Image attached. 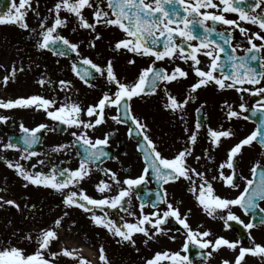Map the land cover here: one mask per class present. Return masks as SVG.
<instances>
[{"label":"snow or ice","instance_id":"6c2138e0","mask_svg":"<svg viewBox=\"0 0 264 264\" xmlns=\"http://www.w3.org/2000/svg\"><path fill=\"white\" fill-rule=\"evenodd\" d=\"M39 5L40 0H35V7L33 0H18V3L11 0L8 11L0 13V25H16L27 32L33 49L37 53H51L57 57V64L59 58L69 59L72 76L87 88H97V78L102 79L105 86L100 88L101 95L94 103L84 105L77 98L79 89L71 79L53 80L45 68L36 83L41 88L50 89L51 96L33 94L15 99L0 98V110L42 111L53 122L52 127L40 123L32 128L21 122L22 135L18 142L9 138L7 143H0V153L19 152V160L13 162L3 155L0 160L22 179L24 188L33 186L58 195L61 199L56 207L63 209L50 225L40 227L35 233L21 235L14 231L12 236L29 246L34 245V251L28 252L9 240L0 245V264H61L63 258L73 264H92L81 255L82 249L62 246L53 250V245L60 242V230L73 209L84 213L91 225L104 230L116 245L130 247L137 253L140 252L137 237L143 238L145 246L158 242L162 236L175 241L176 236L169 235L173 231L169 224L178 225L174 230L184 237L180 250L156 251L144 260V264H194L188 254L192 248L196 249V256L202 264H210L222 250H228L233 257L222 258L220 264H247L249 256L264 264V244L257 243L250 231L258 224L264 225V207H260V202L264 201V163L254 162L249 169L250 177L239 171V160L245 147L259 145L264 156V99L257 105L241 102L238 110L228 100L221 102L220 110L229 124L234 119H243L256 126L230 147L226 159L215 168L205 167L201 161L213 164L215 157L212 153L221 146L223 139L235 137V131L231 127L224 128L223 124L215 129L207 126L209 146L201 154H196L199 135L207 119L204 113L206 102L195 109L194 128L188 126L186 119L187 106L198 99L201 89L232 90L240 95L241 101L244 93L264 98V0H54L45 15H41ZM29 12L36 17V27L27 23ZM227 14H235L237 18L230 19ZM70 24H74L73 33L82 31L87 34L85 38L73 42L63 35ZM244 25L254 26L257 30ZM99 29H116L122 33L121 37L109 41L113 56L106 58L103 64L81 52L82 44L94 50L97 42L104 39ZM237 30L240 40L234 35ZM238 50L243 55H238ZM17 51L19 54L22 50ZM118 56L127 57L129 66H135L137 58L150 62L138 70L132 81H128L116 71ZM163 64L169 67L161 66ZM34 66L40 68L39 64ZM32 67L30 61L26 69L22 59L19 63L12 61L10 68L0 65L6 72L0 78V85L7 88L10 82H16L18 73L31 71ZM184 81L192 82L186 85V94L180 99L172 93L170 86ZM59 93L64 94L62 99ZM161 93L162 109L183 126V136L178 138L182 146L171 156L164 154L160 144L151 137L147 122L138 117L132 107L134 99L143 100ZM253 117L258 120L253 121ZM9 119L10 116L0 114V124ZM109 120L126 125L129 139L136 140V151L142 163L138 175L132 176L130 170L124 169L126 174L121 177L118 171L105 166L106 161L118 159L110 152V141L115 132L105 131L102 136L90 133H95ZM56 125L60 126L59 129ZM58 130L69 133L72 140L56 144L43 154L32 150L34 145L43 142L42 133ZM73 149H78L75 152L78 165L74 168L64 167L63 163H52L48 167L46 159H36L30 167L21 163L40 155L67 156ZM43 167H48V171L40 170ZM96 173L100 174L94 183L98 197L89 195L83 187ZM180 181L186 182L187 192L203 215L222 221L225 231L231 229L233 223L242 226L252 246L245 247L242 240L232 241L224 236L213 239L211 230L204 229L203 224L194 229L190 224L193 209L189 207L181 212L183 201L175 200L168 192L167 186ZM216 183L238 191V194L222 196L215 188ZM151 184L156 187H145ZM4 191L7 189L0 188V192ZM5 206L23 211L15 200L0 196V209ZM234 207L252 219L245 223L232 211ZM24 208L31 211L36 205L25 203ZM69 222L70 231L76 221ZM97 260L98 264H113L103 243L97 249Z\"/></svg>","mask_w":264,"mask_h":264},{"label":"flooded vegetation","instance_id":"af4514ba","mask_svg":"<svg viewBox=\"0 0 264 264\" xmlns=\"http://www.w3.org/2000/svg\"><path fill=\"white\" fill-rule=\"evenodd\" d=\"M228 18L236 19L235 14H227ZM245 27H250L253 31L257 29L251 25H244ZM2 29H12V25L5 24L0 25V31ZM114 32H103L104 39L97 42L96 49H89L86 45L81 47V52L84 55L90 56L94 62L98 64H103L106 58L113 56V53L110 51L108 44L109 41H114L116 38L122 36L116 29H112ZM87 34L82 33L79 37L85 38ZM234 35L237 37V40H240V33L237 30ZM12 38V36L10 37ZM79 39V38H78ZM237 41H233L236 43ZM244 46H247L246 40L243 41ZM259 43V42H258ZM84 48V49H83ZM49 55L53 56L51 53L46 52ZM238 55H243L241 50H238ZM57 60V57H54ZM60 61H64L67 71L69 75L73 78V83L75 84L76 88L79 89L78 99L84 103V105L94 103L99 96L101 95L100 88L104 87V81L102 79L97 78L95 83L98 85L95 89H89L84 84H82L77 78L72 76L70 72V60L67 58H59ZM127 57L125 56H118L116 58V71L120 73L121 77H127L128 81H132L138 70L142 67H146L150 61L147 59L137 58V63L135 66H129L126 63ZM179 63V61H177ZM6 66V65H5ZM11 66V64H10ZM9 66V67H10ZM161 66L169 67L167 64H163ZM182 67H186L181 65ZM194 80V77H193ZM192 81H184L180 84H174L171 87V91L173 94L177 95L178 98L183 99L184 95L186 94V85ZM63 93L59 95L61 99L63 98ZM161 96H148L145 97L143 100L141 99H134L132 102V107L134 113L140 117L141 119L145 120L151 129L150 135L151 137L161 146L165 155L171 156L173 152L182 146L181 142H178V138L183 136V126L181 123L177 122L172 118V116L165 112L162 109V100ZM264 98L261 97H253L250 96L248 93L243 94V101L240 99V95L237 94L235 91L229 90L226 92H217L214 87H209L207 89H201L198 92V99L195 102H190L187 106V114L186 119L188 122V126L190 128H194L197 114L195 109L200 105L202 102H206V107L204 109V113L206 114L207 119L205 120V127L201 129L199 135V142L196 145V154H201L202 150L208 147V142L206 140V128L207 126H211L212 128H218L221 124H223L224 128L231 127L235 131V137L229 139H223L221 146L212 153L215 157V162L213 164H207L205 161H201V164H204L205 167H213L215 168L222 160L226 159L227 151L232 147L235 143H237L240 139L246 137L254 128L255 123L252 121H246L243 119H234L231 124H229L225 118L223 112L220 110V104L223 100H228L229 103L234 104L237 106L241 102L246 103L247 105H257L261 100ZM40 116L43 117L44 121L40 123H47L50 127L53 126V122L49 120L45 114L40 111ZM110 114H112L110 112ZM203 118V117H202ZM253 121L258 120V117H253ZM39 123V124H40ZM58 125H56L57 127ZM105 131H114L115 135L110 141V152L116 156L117 160H108L105 163V166L108 168H112L120 173L121 177H123L126 173L124 169H128L131 171L132 176H136L139 174L142 163L140 159L139 153L136 151V140L129 139L127 135V126L126 125H117L111 120L103 126L102 128L98 129L95 133H90L93 136H102L103 132ZM42 151L46 148L50 150L52 146L60 143H68L72 140V137L67 132H44L42 133ZM78 149H73L71 154V160H61L57 159L55 163L60 164L63 163L64 167H76L78 165V159L75 156V152ZM259 160L261 163H264V156L261 155V149L259 145H254L252 147H245L243 149V155L240 157L239 160V171L244 176L250 177L251 165ZM190 164H193L194 167H198L199 165L193 163V161L189 160ZM211 175V173L209 174ZM100 176L99 173H96L93 180L86 182L83 187L87 190L89 195L94 197H98V193L94 190V183L95 179ZM241 185V189L243 188V181H239ZM31 188L33 186H30ZM145 187L155 188V184L146 185ZM168 192L170 196H173L175 200H182L183 204L181 205V212H184L187 208L191 207L193 209L190 224L195 229L197 225L203 224L204 229H210L212 232V238L214 239L216 236H224L229 240L235 241L240 239L243 241V246L250 247L251 242L247 239V233L242 228V226L233 223L231 229L225 231L223 228V223L219 219L213 220L208 218L207 216L203 215L199 209L195 206L193 197L191 194L187 192L186 182L180 181L176 184H172L167 186ZM215 188L217 192L222 196H229L234 197L238 194V191L231 190L229 188L224 187L220 183L215 184ZM34 192L45 195L49 198L50 203L52 205L51 210L49 209L48 212L53 213L56 212L59 215L62 212V207L57 208L56 205L60 203V197L55 194H51L48 191L40 188L33 187ZM133 203L136 204L135 198L133 199ZM260 207H264V201L260 202ZM146 211H151L150 208H146ZM232 211L238 215L245 223H247L252 217L250 215H245L244 212L238 208L234 207ZM70 220L76 221V226L74 228H70ZM169 227L173 229L169 235H175L176 240L172 241L169 240L167 236H162L159 238L158 242H150L148 246H145L142 242V237H137V246L140 248V252L137 253L134 249L130 247H124L127 250L128 256L124 258L122 261L123 264H144V260L146 258H150L154 255L156 251H163L165 249L171 251H178L180 250L184 237L179 232H176L174 229L179 227L175 225L174 222H170ZM203 230V229H202ZM62 231H66L69 233L70 240H76V245L79 246H93L98 247L101 243L107 244H115L112 241L111 237L107 235V233L102 229H97L91 225L89 220L87 219L86 215L82 213L78 209H73L71 211V215L69 220L64 222V228ZM252 236L255 237V241L257 243L264 244V225H257L253 229L250 230ZM99 233V235H97ZM75 243V242H74ZM90 248V247H88ZM190 258L193 260L194 264H202V261L196 256V249L192 248L191 251L188 253ZM233 254L228 250H222L218 254L214 256L211 260L210 264H220L222 258L231 259ZM247 264H260V261L254 257H247Z\"/></svg>","mask_w":264,"mask_h":264},{"label":"rangeland","instance_id":"374dc122","mask_svg":"<svg viewBox=\"0 0 264 264\" xmlns=\"http://www.w3.org/2000/svg\"><path fill=\"white\" fill-rule=\"evenodd\" d=\"M18 3V0H16ZM54 0H40L39 11L41 15H45L48 7H51ZM33 6L35 7V0H33ZM90 16V13H86ZM27 23L30 27H36L37 20L32 12L27 14ZM74 24H70L67 30L62 32L63 35L67 36L73 42L81 40L83 37H79L80 34L84 33L82 31L73 33L71 28ZM103 32H114V30L106 31L104 29H99ZM12 36V38H10ZM28 33L19 29L18 26L12 25V29H2L0 31V65H4V68H10L12 61H17L19 63L21 59L24 62L25 68L27 69L29 62L33 63L31 71H25L23 73H18L15 83H9L7 88L0 85V98L3 99H15L17 97H26L33 94H40L43 96H51L52 92L50 89L41 88L36 80L39 78L40 72L42 70L47 71V75L51 76L53 80L57 79H71L73 78L69 75L66 64L64 61H60L59 64L56 63V58L49 55L48 53H37L32 47V41L27 39ZM79 38V39H78ZM81 47H83L81 45ZM18 49L22 51L18 54ZM84 49V48H83ZM39 64L40 68H36L34 65ZM6 65V66H5ZM4 68H0V78H2L6 72ZM61 95V93H59ZM40 111L35 110H0V114L8 115L11 117L6 123H4L3 129L0 130V143H7V137L10 132L19 131V124L23 122L25 126L32 128L38 125L44 119L40 116ZM60 143V142H59ZM58 143V144H59ZM46 148L41 152H49ZM0 155L5 156L8 160L13 162L19 160L20 153L16 151L9 150L7 152L0 153ZM70 155H50L45 157L40 155L34 157L30 162L21 161L26 167H30L31 163H35L36 159H46L49 162L48 167L52 163H55L57 159L61 160H71ZM48 167H43L40 170L47 172ZM23 181L19 178L15 172L8 169L4 161L0 160V188H6L7 191L0 192V196H4L6 199H13L19 203L23 211H17L15 208L10 206H5V208L0 209V245H5L11 240L12 243L18 244L21 247L26 248L28 252L34 251V245L29 246L27 242L20 240L18 237H13L12 233L14 231H19L21 235L33 232L35 233L40 227H45L51 224L52 220L55 219L59 214L54 212H48L51 210V203L48 197L45 195L35 193L33 187L28 188L23 187ZM24 197H28L27 200ZM35 204L36 209L29 210L25 209L24 205ZM27 217V219H26ZM11 221V224H9ZM60 230V242L53 245V250H59L62 246L72 247V243L76 244V240H70L69 233ZM75 242V243H74ZM107 249V254L113 261V264H123V260L128 256L127 250L124 247H120L116 244L104 243ZM71 245V246H70ZM95 254V259L97 260V249L98 247L88 246ZM78 249V248H76ZM85 257L83 254H81ZM89 260L87 257H85ZM90 261V260H89ZM61 264H73V262L67 258L61 260ZM93 264V263H92Z\"/></svg>","mask_w":264,"mask_h":264},{"label":"water","instance_id":"95a60500","mask_svg":"<svg viewBox=\"0 0 264 264\" xmlns=\"http://www.w3.org/2000/svg\"><path fill=\"white\" fill-rule=\"evenodd\" d=\"M7 4H8V0H5V6H6ZM5 6H4V7H5ZM4 7H3L2 10H1V8H0L1 12L4 10ZM1 126H2V124H0V128H1ZM59 127H60V126L58 125V126H57V129H59ZM58 132L61 133V131H59V130H58ZM21 135H22L21 132H19V133H12V134L9 135V138H11L13 142H18V138H19ZM9 138H8V141H9ZM41 139H42V137H41ZM32 150H33V151H36V152L39 153L40 150H41V143H40V144H37V145H34Z\"/></svg>","mask_w":264,"mask_h":264},{"label":"bare ground","instance_id":"6f19581e","mask_svg":"<svg viewBox=\"0 0 264 264\" xmlns=\"http://www.w3.org/2000/svg\"><path fill=\"white\" fill-rule=\"evenodd\" d=\"M71 245H72L73 248L82 249L81 254H83L85 257H87L93 264H97L94 252L92 250H90L87 247L79 246V245H76V244H71Z\"/></svg>","mask_w":264,"mask_h":264}]
</instances>
